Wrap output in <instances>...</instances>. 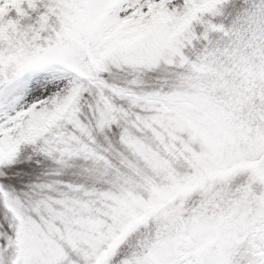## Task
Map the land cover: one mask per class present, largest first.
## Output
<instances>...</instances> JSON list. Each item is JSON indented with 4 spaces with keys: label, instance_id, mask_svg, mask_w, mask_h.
<instances>
[{
    "label": "snow or ice",
    "instance_id": "6c2138e0",
    "mask_svg": "<svg viewBox=\"0 0 264 264\" xmlns=\"http://www.w3.org/2000/svg\"><path fill=\"white\" fill-rule=\"evenodd\" d=\"M0 264H264V0H0Z\"/></svg>",
    "mask_w": 264,
    "mask_h": 264
}]
</instances>
